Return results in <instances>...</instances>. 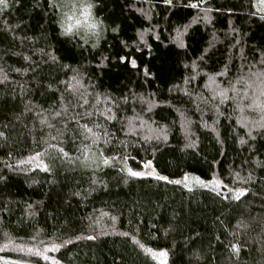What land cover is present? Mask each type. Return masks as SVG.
Wrapping results in <instances>:
<instances>
[{
    "label": "trees",
    "instance_id": "trees-1",
    "mask_svg": "<svg viewBox=\"0 0 264 264\" xmlns=\"http://www.w3.org/2000/svg\"><path fill=\"white\" fill-rule=\"evenodd\" d=\"M89 2L90 39L63 32L55 0L0 4V256L264 264L256 0ZM89 149L110 163L81 162ZM149 162L158 176L124 168Z\"/></svg>",
    "mask_w": 264,
    "mask_h": 264
},
{
    "label": "rangeland",
    "instance_id": "rangeland-1",
    "mask_svg": "<svg viewBox=\"0 0 264 264\" xmlns=\"http://www.w3.org/2000/svg\"><path fill=\"white\" fill-rule=\"evenodd\" d=\"M8 1L9 0H7V2ZM55 1L57 2L58 5L60 4L68 5L70 3V0H55ZM256 2H257V6L259 10L264 12V0H256ZM0 4L3 5L2 3ZM60 9L62 13L61 22L64 21L67 17H71V16H75L76 19L81 20V23L79 25H75L74 20L68 21L69 23H72L74 27L71 32H66L63 28V32L65 34H78L82 36L83 38L85 37V39L87 37L88 39L93 38V37L96 38L100 35V29L97 26V22L93 16L92 9H91V15L87 20H85L80 15L83 9H77L75 7L71 8V10L69 9V7H63ZM92 24H96V27L92 28L91 27ZM79 160L81 162H86L89 166L105 165V164L110 163L109 160L101 158L99 154L93 149H89L86 152H84L83 155L79 157ZM124 168L130 174H132L133 172L142 173L141 175H137V176H142V175L143 176H158L159 175V173L153 167L152 162L147 163L142 169H133L127 164L124 165ZM182 182L188 187H205V188H212V189L219 188L218 182L207 181V180L202 179L199 176L191 175V174L185 176ZM240 193H242V191ZM235 196H237V193L233 194V197ZM145 251L148 254H150V256L154 260L159 262L160 264H164L168 261V252L166 250H156L150 247H146ZM0 264H36V263L27 262V261H23L20 259H14V258L6 257V256H0ZM51 264H57V263L51 262Z\"/></svg>",
    "mask_w": 264,
    "mask_h": 264
},
{
    "label": "snow or ice",
    "instance_id": "snow-or-ice-1",
    "mask_svg": "<svg viewBox=\"0 0 264 264\" xmlns=\"http://www.w3.org/2000/svg\"><path fill=\"white\" fill-rule=\"evenodd\" d=\"M166 2L170 3V0H166ZM0 3L3 4L4 7H8V2L7 0H0ZM58 7H69V9L71 10V8L75 7L77 9H83V11L80 13V15L87 20L90 15H91V9L93 8V4L91 2H89V0H70V3L68 5L65 4H60L57 5ZM70 20H74L75 21V25H79L81 23L80 19H76L75 16H71V17H67L64 21L61 22V27L64 28V30L66 32H71L74 25L72 23H69L68 21ZM92 28L96 27V24H92L91 25ZM256 104V102L254 101L253 104L248 105V107H253ZM261 110H264V103H260L258 105ZM129 131H134V128L131 126V122L129 123ZM87 131L91 132V129H87ZM107 162V161H105ZM142 173L139 172H133L132 175H141ZM243 194V192H242Z\"/></svg>",
    "mask_w": 264,
    "mask_h": 264
}]
</instances>
